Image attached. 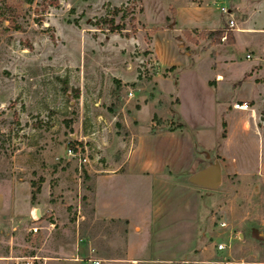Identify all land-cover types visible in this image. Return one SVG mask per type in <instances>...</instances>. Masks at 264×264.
Segmentation results:
<instances>
[{
  "label": "rangeland",
  "instance_id": "374dc122",
  "mask_svg": "<svg viewBox=\"0 0 264 264\" xmlns=\"http://www.w3.org/2000/svg\"><path fill=\"white\" fill-rule=\"evenodd\" d=\"M24 1L0 0V264H26L6 256L33 254L118 264L138 239L135 214L159 197L154 179L129 167L136 145L180 125L199 154L191 152L187 172L204 170L216 180L192 182L201 187L203 244H216V221L224 220L242 235L227 251L231 258L264 264V87L244 102L253 118L232 109L247 86L238 93L224 84L216 95L198 88L194 96L191 85L208 56L190 65L189 41L175 22L192 6L225 9L241 28L264 0ZM120 5L134 13L135 32L96 26ZM10 17L20 31L7 28ZM247 54L264 59V52ZM259 76L264 83V69ZM163 179L185 181L168 169Z\"/></svg>",
  "mask_w": 264,
  "mask_h": 264
},
{
  "label": "crops",
  "instance_id": "0c3cea01",
  "mask_svg": "<svg viewBox=\"0 0 264 264\" xmlns=\"http://www.w3.org/2000/svg\"><path fill=\"white\" fill-rule=\"evenodd\" d=\"M257 9L248 15L245 21L239 23L241 28L236 26V29L229 28V16L222 10L214 12L211 9L189 6L176 13V24L182 30L189 32L191 39L197 41L195 44L188 43L190 51L184 55L191 61L190 65L194 64L193 57L198 62L202 55L208 56L207 68L204 69L203 74L194 79V85H191L194 96L198 88L205 93L216 95L217 91L223 90L222 85L226 84L238 93L243 86L249 88V91L243 94L240 92V96H236L238 102L260 98L264 83L260 84L257 80L262 78L259 74L264 68H258L261 67L260 62L264 59L254 60L249 54H247L249 59H246L247 55L243 56L247 49L259 55L264 52V18L261 15L264 11V1L258 4ZM202 31L220 32V41L216 42L217 35L200 38L198 35ZM243 34H246V40L243 39ZM174 66H177L174 70L175 78L179 74L181 65L177 62L171 67ZM232 74L238 76L233 77ZM246 74L249 77L242 80ZM214 77L220 79L212 81ZM236 82L242 83L234 89L233 85ZM177 99L179 108L181 100ZM217 103L219 102L216 101L214 104ZM224 109L217 114L216 128L219 115ZM185 127L186 125L173 132L144 137L136 145L138 153L135 154L136 158L132 159V166L130 161L129 167H134L139 172L152 177L153 193L159 194V197L155 196L154 201L145 204L141 211L135 214V225L139 231L138 239L129 244L118 264H239L231 258L229 252L227 253L228 250L219 252L215 250L214 244L206 246L202 242L205 230L200 226L201 187L193 185L192 182H195L196 178L199 179L204 170L202 172L196 170L191 174L187 172L190 170L189 166L185 168V163H189L192 159L191 152L196 156L195 158H199L197 151L192 149V138L187 134ZM258 167L260 173L264 175V158ZM166 169L180 179L185 177V181L163 179L159 184L158 179L163 177ZM193 176L194 178L191 179ZM111 213L112 211H107V214ZM6 257L8 260L27 261L26 264H31L30 261H36L38 264H82L73 256L59 258L33 254ZM98 262L100 264V261ZM89 264H93V261Z\"/></svg>",
  "mask_w": 264,
  "mask_h": 264
},
{
  "label": "trees",
  "instance_id": "16d2710c",
  "mask_svg": "<svg viewBox=\"0 0 264 264\" xmlns=\"http://www.w3.org/2000/svg\"><path fill=\"white\" fill-rule=\"evenodd\" d=\"M25 4L32 5L34 0H25ZM129 12V17L127 18L126 13ZM3 14V13H1ZM118 18V22L116 23L115 19ZM8 22L7 28L14 30L15 32L20 31L21 27L16 23L15 17H10V19H3ZM136 19L134 16V13L130 11V8L127 5H120L119 7H113L110 10H108L105 15L101 18H98L96 20V26H104L106 30L110 33H121L123 31L125 32H135V23ZM128 26V27H127ZM184 35H186L187 40L190 43L195 44L197 41L195 39H191L189 36V32L186 30H183ZM125 33V34H127ZM206 33L204 31L200 32L198 35L200 38L203 36V34ZM210 35H217L216 42L218 43L221 38V33H209ZM173 68V67H172ZM222 126H224V123H222ZM183 125H180L177 129H182ZM223 136V133H222Z\"/></svg>",
  "mask_w": 264,
  "mask_h": 264
},
{
  "label": "built area",
  "instance_id": "2783aa9c",
  "mask_svg": "<svg viewBox=\"0 0 264 264\" xmlns=\"http://www.w3.org/2000/svg\"><path fill=\"white\" fill-rule=\"evenodd\" d=\"M222 12L224 14H228V12L225 9H222ZM229 28H233L234 23L232 19H229L228 21ZM223 40L225 37L222 38ZM246 59H249V56H246ZM216 80H218V77H216ZM232 109L239 112H249L251 113L250 117L253 118L254 111L249 108L248 104L244 102H237L232 105ZM217 227L219 231L221 232L220 236H217L216 239L218 240L216 244H214L216 251H226L231 248L232 242L234 240H237L240 238V234L233 231L232 227L224 220H218ZM33 232H36V229H32ZM93 264H99L98 261H94Z\"/></svg>",
  "mask_w": 264,
  "mask_h": 264
},
{
  "label": "water",
  "instance_id": "95a60500",
  "mask_svg": "<svg viewBox=\"0 0 264 264\" xmlns=\"http://www.w3.org/2000/svg\"><path fill=\"white\" fill-rule=\"evenodd\" d=\"M206 171H203L200 175V178L197 180L200 184L207 186H214L216 184V180L212 175L205 177ZM35 216L37 219L40 218L39 211H36Z\"/></svg>",
  "mask_w": 264,
  "mask_h": 264
},
{
  "label": "bare ground",
  "instance_id": "6f19581e",
  "mask_svg": "<svg viewBox=\"0 0 264 264\" xmlns=\"http://www.w3.org/2000/svg\"><path fill=\"white\" fill-rule=\"evenodd\" d=\"M220 78L218 77V80H219Z\"/></svg>",
  "mask_w": 264,
  "mask_h": 264
}]
</instances>
